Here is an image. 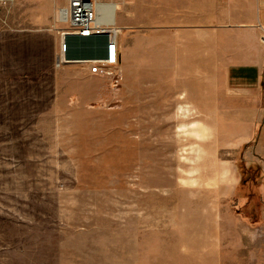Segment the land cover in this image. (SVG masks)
<instances>
[{"label":"rangeland","instance_id":"374dc122","mask_svg":"<svg viewBox=\"0 0 264 264\" xmlns=\"http://www.w3.org/2000/svg\"><path fill=\"white\" fill-rule=\"evenodd\" d=\"M204 1V29L187 32L184 95L163 85L179 38L163 26L195 20L186 0H99L123 22L109 25L122 59L104 75L56 64L67 0L0 1V264H228L249 247L264 223V102L252 128L229 126L252 111L207 77Z\"/></svg>","mask_w":264,"mask_h":264},{"label":"crops","instance_id":"0c3cea01","mask_svg":"<svg viewBox=\"0 0 264 264\" xmlns=\"http://www.w3.org/2000/svg\"><path fill=\"white\" fill-rule=\"evenodd\" d=\"M183 10L188 15H195V20L190 23L185 22L178 26H168L164 24V30L179 31V38L176 40L175 53L171 56L165 55L163 58L165 74L163 85L171 87L172 84L179 87L178 93L184 95L181 90L188 88L189 61L188 47L189 40L187 32L189 30L204 29V0H186L182 5ZM213 16L211 22L214 24L213 37L211 40L212 50L209 67L211 78H221V90H226L229 95V102L241 104L239 110L246 111L251 108L250 119L244 114L239 120L229 121V126H240L244 129L252 128L260 114L262 108L261 100L264 102V43L260 41V36L264 32V0H213ZM117 10H120L119 6ZM116 10V11H117ZM117 26H123L119 16L115 19ZM160 29L162 27H153ZM87 40L78 37H68L69 50L65 54L67 60L94 59L105 56L106 39L98 37L95 47V57L81 54L87 47ZM116 42L119 49L120 61L122 59L123 38L117 36ZM196 47L200 42L196 40ZM203 52V51H202ZM198 59V57H197ZM195 60V67L200 75L196 78H204L203 69ZM203 65V62H200ZM172 69L176 75L172 78ZM156 78L153 77V84ZM198 83H195L197 87ZM212 90H220L212 88ZM264 105V104H263ZM247 120V121H246ZM248 120H250L248 122ZM236 122V124H235ZM238 122V123H237ZM241 135L248 134V130L240 131ZM236 138V136H235ZM247 137L240 138L239 141L246 142ZM259 151V152H258ZM256 159L261 162V180L257 185V197L264 204V125L260 130L259 139L254 148ZM263 219V218H262ZM249 247L245 246L243 253L240 248L234 247L229 251L228 264H264V223L252 229ZM243 254V258L236 255Z\"/></svg>","mask_w":264,"mask_h":264},{"label":"built area","instance_id":"2783aa9c","mask_svg":"<svg viewBox=\"0 0 264 264\" xmlns=\"http://www.w3.org/2000/svg\"><path fill=\"white\" fill-rule=\"evenodd\" d=\"M3 3L11 0H0ZM99 0H67L66 6L60 10L62 19L67 24V31L62 34L61 53L57 59V66L67 62L82 63L88 68L90 74H111V68L119 62V49L116 42L117 31L109 27V24L97 23L100 14L97 8ZM68 37H78L81 39H89L95 37H104L106 39L105 56L103 58L94 59H76L65 60L64 56L67 52ZM260 41L264 43V32L260 36Z\"/></svg>","mask_w":264,"mask_h":264},{"label":"bare ground","instance_id":"6f19581e","mask_svg":"<svg viewBox=\"0 0 264 264\" xmlns=\"http://www.w3.org/2000/svg\"><path fill=\"white\" fill-rule=\"evenodd\" d=\"M97 8L100 11V14L98 15V18H97V23H99V24L104 23L106 25L114 24L115 13H116V10L118 8L117 4H115V3L105 4V3L97 2ZM58 18L60 20L63 19L62 16L60 15V13L58 14ZM113 30L115 31L116 29L113 28Z\"/></svg>","mask_w":264,"mask_h":264},{"label":"trees","instance_id":"16d2710c","mask_svg":"<svg viewBox=\"0 0 264 264\" xmlns=\"http://www.w3.org/2000/svg\"><path fill=\"white\" fill-rule=\"evenodd\" d=\"M98 37H95V38H89V40H87V47L85 48L84 52L81 53V54H85L87 56H91L92 58L95 57V47H96V44H97V40ZM69 50V45H68V48H67V52Z\"/></svg>","mask_w":264,"mask_h":264}]
</instances>
